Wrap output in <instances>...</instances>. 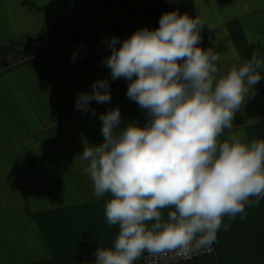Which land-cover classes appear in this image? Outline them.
<instances>
[{
	"label": "crops",
	"instance_id": "0c3cea01",
	"mask_svg": "<svg viewBox=\"0 0 264 264\" xmlns=\"http://www.w3.org/2000/svg\"><path fill=\"white\" fill-rule=\"evenodd\" d=\"M171 11L204 22L202 48L220 53L222 72L233 46L242 61L254 51L264 58V0H0V264H95L96 249L114 245L109 196H93L76 157L103 142L102 113L119 107L121 127L147 122L129 81L111 80L103 61L113 37L154 30ZM261 76L234 120L249 140L264 138ZM104 79L111 100L77 110L78 96ZM246 213L219 231L215 255L186 264H264V199Z\"/></svg>",
	"mask_w": 264,
	"mask_h": 264
},
{
	"label": "clouds",
	"instance_id": "9594fccd",
	"mask_svg": "<svg viewBox=\"0 0 264 264\" xmlns=\"http://www.w3.org/2000/svg\"><path fill=\"white\" fill-rule=\"evenodd\" d=\"M203 27L198 16L171 11L158 28L109 43L103 63L111 80L129 81L127 96L147 122L121 127L119 107L102 113L103 142L76 157L93 196H109L106 223L119 229L113 246L96 249L95 264H134L145 253H172L176 261L211 250L221 229L264 199V138L249 140L234 127L262 79L264 58L254 51L242 61L233 46L222 72L220 53L200 47ZM109 87L107 79L93 82L75 107L88 113L91 101L109 102Z\"/></svg>",
	"mask_w": 264,
	"mask_h": 264
},
{
	"label": "built area",
	"instance_id": "2783aa9c",
	"mask_svg": "<svg viewBox=\"0 0 264 264\" xmlns=\"http://www.w3.org/2000/svg\"><path fill=\"white\" fill-rule=\"evenodd\" d=\"M193 18L197 17L196 15L192 14L189 15ZM201 35H202V40H201V44L200 47H203L204 44L207 41V33H206V29L203 27L201 29ZM216 250H215V245H212L211 250H203L200 252H196V253H191V254H182L181 258H179L176 261H173V259H171V257L174 255L172 253H169L167 257L165 256H161V257H151L149 256L147 253H145L144 256L141 257V261L142 264H186L189 262H193L205 257H212L213 255H215ZM187 257V258H184Z\"/></svg>",
	"mask_w": 264,
	"mask_h": 264
}]
</instances>
